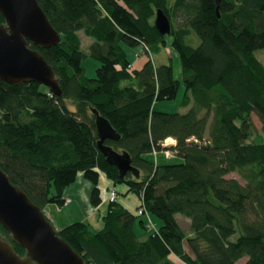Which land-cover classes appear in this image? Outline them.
<instances>
[{
    "label": "trees",
    "instance_id": "obj_1",
    "mask_svg": "<svg viewBox=\"0 0 264 264\" xmlns=\"http://www.w3.org/2000/svg\"><path fill=\"white\" fill-rule=\"evenodd\" d=\"M37 2L60 42L29 46L52 67L62 94L36 82L1 84L0 167L11 182L42 209L65 205L79 173L92 185L95 207L101 174L140 197L154 225L140 208L115 200L102 229L74 222L56 230L87 264H264V140L255 142L264 138V63L256 56L264 49V0H222L218 12L216 0ZM158 9L170 34L155 26ZM82 34L91 39L86 50ZM125 47L143 49L141 67ZM168 50L179 56L182 80L168 53L167 63L155 60ZM89 56L100 63L95 78L82 65ZM182 85L186 112L156 110ZM97 115L115 131L103 144L128 153L139 177H121L107 162ZM168 138L179 162L163 153ZM0 237L26 254L1 223Z\"/></svg>",
    "mask_w": 264,
    "mask_h": 264
},
{
    "label": "water",
    "instance_id": "obj_2",
    "mask_svg": "<svg viewBox=\"0 0 264 264\" xmlns=\"http://www.w3.org/2000/svg\"><path fill=\"white\" fill-rule=\"evenodd\" d=\"M222 0H216L217 12ZM0 12L5 22L0 24V86L3 82L21 84L36 82L61 95L55 72L44 56L29 46L50 48L60 42L37 0H0ZM155 26L162 35L171 33V23L158 9ZM94 113L97 114L96 111ZM98 147L109 164L124 177L128 172L139 177L126 152H116L103 144L115 138L110 123L97 115ZM0 223L15 242L26 250L21 256L12 245L0 237V264H87L60 236L41 207L22 188L13 184L0 167Z\"/></svg>",
    "mask_w": 264,
    "mask_h": 264
},
{
    "label": "rangeland",
    "instance_id": "obj_3",
    "mask_svg": "<svg viewBox=\"0 0 264 264\" xmlns=\"http://www.w3.org/2000/svg\"><path fill=\"white\" fill-rule=\"evenodd\" d=\"M89 40L91 41L90 38H87L85 35L82 34V41H83V48L86 50L85 47L89 45ZM171 37H168V45L170 46L171 44ZM196 44L199 43V40L196 39ZM126 50L128 58L136 63L137 67H140L144 61H146V54L143 51L141 47L137 48H124ZM167 53L173 57V66H174V74L175 77L179 80H182V69H181V64L179 60V56L177 53L173 50H168V51H163L162 53H159L155 55V60L157 63H167L168 62V57ZM256 56L263 61L264 63V49L263 50H258L256 52ZM83 67L86 69V75L89 78H95L96 77V69L99 67L100 63L93 59L92 57H87L82 61ZM184 86L182 85L180 87V90L178 92V95L176 99L174 100H166V101H160L155 104V108L158 111H163V112H169V113H174V112H181L184 113L187 111V109L183 108L181 106V101L184 95ZM253 123L256 129V133H260V128L261 124L260 121L256 116H253ZM264 140V138L258 137L255 142L260 143ZM249 141H252L250 139ZM170 143V141H168ZM159 159L164 160V156L162 153H159ZM169 162L176 163L179 162V158L174 157L168 160ZM230 177H236L241 181L239 176L232 174ZM101 178L105 179L107 176L105 174H101ZM103 179L99 180V188L101 187V198L102 202L101 204L102 207H95L91 203L90 199V194L92 190V185L89 181H87L82 173H79L77 176V186L78 189L76 190L77 192L80 193L81 197L83 198V201L78 199V198H72V199H66V203L63 206H58L55 203H50L46 205L42 210L46 217L50 220V222L53 224L54 228L56 230H59L67 225H70L71 223L74 222H86L91 224L94 230H100L104 226L103 222V214L105 213L104 206L106 203L108 204L110 202V192L113 191L115 188H111L110 190H106L105 184L103 183ZM84 182L87 183L90 187V193L89 196H87V188L84 187ZM113 183V182H112ZM114 184V183H113ZM115 185V184H114ZM118 187L123 186V184H118L115 185ZM116 190V189H115ZM66 191V190H65ZM117 192V190H116ZM118 194V192H117ZM123 196V195H121ZM121 196H118L121 198ZM105 197V199L103 198ZM100 204V205H101ZM141 203L139 204L138 208H141ZM99 208L101 209V214L98 212ZM94 213V214H93ZM150 218L154 220L155 218L150 215ZM154 218V219H153ZM179 221L181 226L185 230H189V225L188 222L185 218L178 216ZM137 232L140 234L142 230L140 231L139 226L137 225L136 227Z\"/></svg>",
    "mask_w": 264,
    "mask_h": 264
},
{
    "label": "crops",
    "instance_id": "obj_4",
    "mask_svg": "<svg viewBox=\"0 0 264 264\" xmlns=\"http://www.w3.org/2000/svg\"><path fill=\"white\" fill-rule=\"evenodd\" d=\"M133 65L135 67H137L136 63H134V62H133ZM101 179H103V178H101V175H100V179L99 180H101ZM103 183L106 185L105 186L106 190L107 189L110 190L111 188H115L117 190V192H118V196L123 195V196H121V198L117 196L116 201L118 203L122 204L124 207L128 208L132 212H135L138 209V206L140 204V197L137 194H135L134 192L129 191V189H128V187L126 185L123 184V186H121V187L115 186L112 183V181L109 180L108 178L103 179ZM77 185H78L77 182H75L74 184H72L71 186H69L66 189V191L64 192L65 199L78 198V199L83 201V198L81 197L80 193L76 191L78 189ZM84 187L87 188V192H88L87 196H89V193H90L89 185L84 182ZM100 192H101V187H100ZM103 198L105 199V197H103ZM102 205L103 204H101L98 207L101 208ZM108 206H109V203L108 204L106 203V205L103 207L104 210H105V213L103 214V216L106 214V212L108 210ZM100 208H99L98 212L101 214V209Z\"/></svg>",
    "mask_w": 264,
    "mask_h": 264
},
{
    "label": "built area",
    "instance_id": "obj_5",
    "mask_svg": "<svg viewBox=\"0 0 264 264\" xmlns=\"http://www.w3.org/2000/svg\"><path fill=\"white\" fill-rule=\"evenodd\" d=\"M170 141V143L168 142ZM173 144H175V140L172 138H168L165 140V142L162 144V147L165 149L164 150V155L166 158H171L172 157V152L170 150H168L167 148H169L170 146H172ZM117 198V192L114 189L113 191L110 192V202H114ZM139 213L145 217L146 221L148 222V224L150 225H154L153 220L150 218L149 213L145 210V208L143 207V205H141V208L139 210Z\"/></svg>",
    "mask_w": 264,
    "mask_h": 264
}]
</instances>
